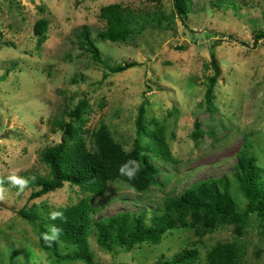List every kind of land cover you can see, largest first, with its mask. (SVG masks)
Returning a JSON list of instances; mask_svg holds the SVG:
<instances>
[{
	"label": "rangeland",
	"instance_id": "374dc122",
	"mask_svg": "<svg viewBox=\"0 0 264 264\" xmlns=\"http://www.w3.org/2000/svg\"><path fill=\"white\" fill-rule=\"evenodd\" d=\"M114 2L168 15L174 9L172 0H0V264H84L50 258L39 246L34 226L18 214L20 208H36L45 215L74 203L81 195L78 188L65 183L29 199L36 187L21 191L8 179L46 174L40 153L62 138L53 121L70 120L67 113L81 98L89 105L83 127L106 123L126 150L136 136L138 106L145 103L146 126L151 128L153 119L165 126L177 160H158L157 181L145 192L119 180L111 183L94 198L95 220L127 210H146L149 218L168 195L223 175L230 178L229 191L242 211L246 199L231 173L245 138L264 167V36L257 41L253 36L264 31V0H191L186 24L175 15L169 26L147 28L125 43L95 38L108 65L138 63L111 74L79 47L73 34L87 25L96 37L104 25L100 7ZM40 18L48 22L47 38L37 46L33 25ZM210 53L220 68L211 108L204 102L207 77L214 72ZM195 121L202 132L197 140L191 137ZM232 228L220 226L200 242L193 231L175 228L158 244L143 243L129 251L116 247L112 253L100 248L94 232L88 243L100 264H154L192 246L199 252L192 264H206L212 246L235 239ZM236 240L243 264H264V223L256 214ZM60 246L61 253L76 249Z\"/></svg>",
	"mask_w": 264,
	"mask_h": 264
},
{
	"label": "trees",
	"instance_id": "16d2710c",
	"mask_svg": "<svg viewBox=\"0 0 264 264\" xmlns=\"http://www.w3.org/2000/svg\"><path fill=\"white\" fill-rule=\"evenodd\" d=\"M174 9L170 15L160 9L144 11L134 9L121 3H107L99 9L103 28L93 37L87 25H81L74 32L76 43L87 51L96 63L106 65L107 72L114 74L138 65L129 61L114 66L108 65L101 57V51L95 44V38L113 43H125L135 34L147 28H162L171 24L172 16H177L182 24L190 10L191 0H172ZM167 22L165 25L163 22ZM48 22L40 18L34 22L33 34L40 46L47 38ZM255 41L264 36L260 30L254 35ZM231 37V35H230ZM210 66L213 75L207 77L204 102L211 108L214 98V87L217 83L220 68L214 53H210ZM106 76V74H104ZM89 105L84 98L67 113L70 120L55 119L54 126L62 133L59 142L45 147L40 153V160L47 167L44 175H35L27 179V186L33 189L29 199L41 197L68 183L81 192L76 202L53 211L64 213L65 219L50 220L49 212L41 214L38 209L29 212L20 208L18 214L29 221L35 228L38 243L50 258L58 263L81 261L84 264H100L94 259L89 248L88 236L96 235L97 244L106 252L112 253L117 247L126 251L140 244H158L162 237L175 228L193 231L197 241L212 233L220 226H232L233 241L218 242L206 253V264H243L242 251L237 238L242 234L251 214H256L264 223V167L257 164L251 153L252 142L243 141L236 152L231 180H234L246 199L245 207L239 211L230 193V178L209 177L193 182L178 195H168L162 201L161 208L151 211H121L107 217L93 218L97 208L94 205L96 196L104 195L108 186L119 180L136 192H145L157 181L160 171L158 160L177 163L173 157L166 138L165 126L155 119L151 128L146 126L145 103L138 106L136 117V136L132 147L126 150L116 141L106 123H100L94 129L83 126L88 121L85 114ZM73 119V120H72ZM191 137L197 140L202 135L199 121L194 123ZM129 161H136L139 170L133 179L120 173V168ZM133 166L129 164V168ZM49 225H56L62 231L59 238L46 242L43 234L48 232ZM94 230H93V229ZM74 245L76 249L61 253L60 244ZM199 258L196 247H185L168 259L156 260L154 264H192Z\"/></svg>",
	"mask_w": 264,
	"mask_h": 264
},
{
	"label": "clouds",
	"instance_id": "9594fccd",
	"mask_svg": "<svg viewBox=\"0 0 264 264\" xmlns=\"http://www.w3.org/2000/svg\"><path fill=\"white\" fill-rule=\"evenodd\" d=\"M129 164L133 167L129 168ZM139 170L138 162L136 161H129L125 165H122L120 168V173L123 175H127L129 179H133L136 172ZM9 181L12 185L18 186L19 189L22 191L25 187H27L28 181L23 178H19L16 175L9 176ZM3 189L0 188V198H2ZM49 219L50 220H64V213L61 211H51L49 212ZM62 229L57 227L56 225H49L48 232L43 234V238L46 242H52L59 238Z\"/></svg>",
	"mask_w": 264,
	"mask_h": 264
}]
</instances>
